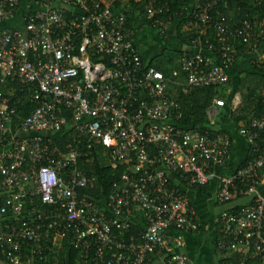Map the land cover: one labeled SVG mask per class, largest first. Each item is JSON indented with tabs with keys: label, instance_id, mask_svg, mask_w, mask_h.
<instances>
[{
	"label": "built area",
	"instance_id": "2783aa9c",
	"mask_svg": "<svg viewBox=\"0 0 264 264\" xmlns=\"http://www.w3.org/2000/svg\"><path fill=\"white\" fill-rule=\"evenodd\" d=\"M122 1L0 0V257L24 264L26 248L32 264L43 258L42 241L56 254L66 240L83 264H193L184 236L201 223L188 191L217 181L220 263L264 264V115L236 129L253 156L241 168L232 137L215 129L223 101L206 109L207 130L180 127L170 81L146 67L136 43L139 21L153 20L166 36L154 17L168 4L143 2L130 25V1ZM222 1L189 0L184 9L193 48L180 56L185 94L228 82L239 54L231 40L246 54L264 46V19L230 28ZM240 104L234 95L231 111ZM19 107L32 109L22 117ZM81 146L101 147L109 166L124 169L101 202L79 194L96 183L78 166Z\"/></svg>",
	"mask_w": 264,
	"mask_h": 264
},
{
	"label": "trees",
	"instance_id": "16d2710c",
	"mask_svg": "<svg viewBox=\"0 0 264 264\" xmlns=\"http://www.w3.org/2000/svg\"><path fill=\"white\" fill-rule=\"evenodd\" d=\"M131 9V18L128 23L133 24L134 16L136 14L143 15L142 3L148 0H141L135 2L134 0H129ZM162 2H167L168 12L162 13L158 17H154V20L161 22L163 25L167 26L165 31V37H159V30H156L151 26L153 20L144 22L141 25L148 26L151 31L155 33L154 38L159 43L158 51L152 57V59L146 60L142 54L141 56L143 62H145L146 67H152L159 72H161L165 78L170 81L168 88V95L174 99L179 105L180 109V120L178 125L180 127L187 128H199L201 131L207 130L208 120L206 117V109L210 106L214 99H219L224 102V109L219 114L222 116L226 113L230 116L235 124V130L240 124H247L252 119H259L264 115V46L263 43L256 49V51L249 54L244 53L242 43L231 40V44L235 46L237 51H239L238 56L233 63L237 66L241 61H245L246 69L240 74L237 82L234 84L229 77L228 82L220 87H199L191 88L186 94L182 91V86L185 83L184 73L180 68V56L183 52L193 50L191 45V39L188 32H185V25L187 23L185 8L189 5V0H163ZM122 0H115L113 2V7L117 8L122 5ZM22 10L24 8L19 7ZM218 11L221 13L224 20V24L230 28L240 25L243 21H261L264 19V0H225L218 5ZM183 10V11H182ZM140 23H136L135 26L138 27ZM140 25V26H141ZM134 26V27H135ZM203 49H207L209 44L214 43L213 37H211V31H206L202 34ZM76 43L79 44V39H76ZM96 62V58H93ZM231 66V67H232ZM230 67V68H231ZM176 72V76L172 75ZM229 76V74H228ZM241 97V104L235 110L231 111L230 103L232 97L236 94ZM18 94L15 93V96ZM13 97V96H12ZM31 107H19L18 114L22 117L28 116L31 111ZM218 116V117H219ZM218 120V118H217ZM217 122V121H216ZM213 132V131H211ZM262 143H264V131L261 133ZM71 137V133H65L60 136V140L57 141L59 148L64 149L65 142ZM261 143V145H262ZM246 158L243 163L238 167L244 166L250 159H252V154L248 150L246 151ZM80 157L78 161L79 168L85 172L88 176H93L96 178V183L91 190H81L80 195H87L97 201H102L110 191L114 183L120 181V176L124 169L122 167L112 168L103 159V149L101 147H93L87 149L81 146L79 149ZM36 205L33 204V206ZM32 207V206H27ZM140 228V224H132L131 233H135ZM43 250V258H36L32 264H83L79 258L77 251L71 249L66 240L61 244V248L56 254L49 252L50 246L46 242L41 243ZM24 264L29 258V251L24 249ZM1 260L6 264V262L1 258ZM238 264V263H236Z\"/></svg>",
	"mask_w": 264,
	"mask_h": 264
},
{
	"label": "crops",
	"instance_id": "0c3cea01",
	"mask_svg": "<svg viewBox=\"0 0 264 264\" xmlns=\"http://www.w3.org/2000/svg\"><path fill=\"white\" fill-rule=\"evenodd\" d=\"M12 23L15 24V20L14 22L13 21L10 22L9 25L13 26ZM136 23H140V25L143 24L142 21ZM140 25H138V27L136 26L138 30L137 42L142 48V54L143 56L145 55L146 62H148V60L152 59V57H154V55L158 51L156 49L158 45L150 43L156 40L155 38L151 40L148 33H146L147 31H150L148 29V26L145 25L140 26ZM145 34L147 35L146 36L148 39L147 42L146 40H143V36ZM144 47L145 48L147 47L146 52H143ZM245 61L246 60L241 61V63L237 66L234 64V66H232L228 71L229 77L231 78L234 84L237 82V79L239 78L243 70L246 69ZM236 95L240 97L238 93ZM215 129L217 131L229 134L232 137L231 154H232L233 165L236 167L241 163H243L247 154L246 152L247 145L245 144L244 140L237 134L235 130V124L228 115V113L218 117ZM216 188H217V181H214L207 187L194 188L188 191L189 202L191 206L194 208L196 215L201 223V229L197 233L186 234L184 236L185 247L183 251L187 255V257L193 262V264H194V260L192 256L198 252L199 248H203V246H205L204 244L208 243L207 241L210 240L209 234H211L212 236L211 241H213V249L216 260L218 264H221L215 248V238H216V218L218 214L223 210V207L217 206L213 201ZM260 191L261 193L264 194V183L261 186ZM0 264H5L1 260V257H0Z\"/></svg>",
	"mask_w": 264,
	"mask_h": 264
},
{
	"label": "rangeland",
	"instance_id": "374dc122",
	"mask_svg": "<svg viewBox=\"0 0 264 264\" xmlns=\"http://www.w3.org/2000/svg\"><path fill=\"white\" fill-rule=\"evenodd\" d=\"M13 24V23H12ZM149 29V28H148ZM150 31H147L146 33H148L149 37L151 40H153L155 33L153 32V30L151 31V29H149ZM147 35L145 34L143 36V40H146L147 42ZM153 43L155 45H159V43L157 44L156 41L150 42ZM160 46H157L156 48L159 49ZM147 47L143 48V52H146ZM144 59L145 55H144ZM244 74V72H243ZM218 208V207H215ZM209 232V231H208ZM210 233V232H209ZM209 239L207 242V244H204L205 246H203V248H199L198 252L192 256L193 260H194V264H218L215 254H214V249H213V241H211V234H209Z\"/></svg>",
	"mask_w": 264,
	"mask_h": 264
}]
</instances>
